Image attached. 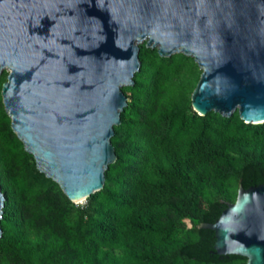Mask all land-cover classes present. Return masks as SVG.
Instances as JSON below:
<instances>
[{
	"label": "water",
	"instance_id": "obj_1",
	"mask_svg": "<svg viewBox=\"0 0 264 264\" xmlns=\"http://www.w3.org/2000/svg\"><path fill=\"white\" fill-rule=\"evenodd\" d=\"M185 54L202 75L200 115L264 123V0H0V77L12 128L38 169L77 204L104 188L112 138L141 44ZM6 196L0 186V238ZM215 231L219 255L264 264V184L240 187Z\"/></svg>",
	"mask_w": 264,
	"mask_h": 264
},
{
	"label": "trees",
	"instance_id": "obj_2",
	"mask_svg": "<svg viewBox=\"0 0 264 264\" xmlns=\"http://www.w3.org/2000/svg\"><path fill=\"white\" fill-rule=\"evenodd\" d=\"M140 60L135 84L123 87L117 160L81 206L38 169L0 103V264L247 263L219 255L215 231L201 225L216 222L240 187L264 184V123L196 112L202 70L193 57L142 45Z\"/></svg>",
	"mask_w": 264,
	"mask_h": 264
},
{
	"label": "rangeland",
	"instance_id": "obj_3",
	"mask_svg": "<svg viewBox=\"0 0 264 264\" xmlns=\"http://www.w3.org/2000/svg\"><path fill=\"white\" fill-rule=\"evenodd\" d=\"M142 45H146V43L144 42V43L141 44V46H142ZM1 102L4 103V99H3V94H2V92H1V96H0V103H1ZM32 163H34V161H32ZM86 202H87V200L84 201L83 203H79V204L77 203L76 205H77V206H81V205H84Z\"/></svg>",
	"mask_w": 264,
	"mask_h": 264
},
{
	"label": "bare ground",
	"instance_id": "obj_4",
	"mask_svg": "<svg viewBox=\"0 0 264 264\" xmlns=\"http://www.w3.org/2000/svg\"><path fill=\"white\" fill-rule=\"evenodd\" d=\"M85 200H79L77 203L79 204V203H83Z\"/></svg>",
	"mask_w": 264,
	"mask_h": 264
}]
</instances>
